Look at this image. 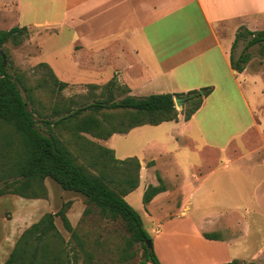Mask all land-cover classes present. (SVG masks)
<instances>
[{
    "label": "crops",
    "instance_id": "1",
    "mask_svg": "<svg viewBox=\"0 0 264 264\" xmlns=\"http://www.w3.org/2000/svg\"><path fill=\"white\" fill-rule=\"evenodd\" d=\"M17 7L19 15L22 12L27 19V27H60L62 33L72 31L68 46L75 40L90 46L107 43V65L100 69L107 71L97 73L100 65L96 64L86 72L103 74L107 81L117 77L134 96L203 88L205 93L211 87L189 120L180 112L178 120L144 124L122 134L134 143L132 148L122 149L125 154L119 159L137 157L141 163L139 185L125 198L129 200L136 191L143 195L150 184L158 185L157 172L163 178L167 189L149 203L141 204L145 216L139 212L162 264H225L243 259L248 249L240 240L246 235L205 236L223 228L224 219L230 218V214L238 213L246 220L237 211L239 205L221 207L215 214L221 223L216 230L198 227L199 223L215 217L209 213L196 218V231L186 235L165 230L163 223L167 219L192 223L193 216L202 208L201 201L196 199L197 187H216L224 176H219L222 169L239 172L247 165H258L257 153L232 151L233 144L240 141L246 144L251 131L261 128L263 123L259 121L258 101L251 105L246 94L249 87L242 72L233 68L231 57L238 29L264 30V0H17ZM56 68L63 71L60 64ZM71 72L84 74L81 64L73 61ZM203 111L202 119L195 122V116ZM150 125L163 128L176 147H168L164 140L150 136L144 138L143 130ZM116 134L107 142L114 140ZM190 148L198 151L207 166L200 182L193 176L200 165L188 160L186 152ZM182 149L186 151L183 155L179 152ZM222 159L227 162L222 164ZM150 161L153 165H149ZM186 172L196 187L191 193L184 190L190 187ZM249 184V180L245 181L246 187ZM260 185L261 181L254 183V187ZM18 196L0 197V202L8 198L12 205H0V264L7 261L22 233L35 223L32 219L41 202L48 204L43 198L19 196L24 200ZM14 204L17 211L13 210ZM52 211L55 213L58 208ZM234 247L240 249L238 256L233 254Z\"/></svg>",
    "mask_w": 264,
    "mask_h": 264
},
{
    "label": "rangeland",
    "instance_id": "2",
    "mask_svg": "<svg viewBox=\"0 0 264 264\" xmlns=\"http://www.w3.org/2000/svg\"><path fill=\"white\" fill-rule=\"evenodd\" d=\"M26 24H28L27 19L22 12L19 15L17 0H0V29H10L15 25L23 26ZM28 28L30 33L26 38L19 44L13 41L7 42L4 45V51L11 64L10 70L25 74L28 84L33 86L34 107L39 111V117L57 119L59 115L81 105L91 103L98 98L108 97L111 90H113L116 99L132 95L131 90L125 88L127 85L122 84L117 77V85L110 89L109 86L107 88L103 87L108 82L107 76L104 77L103 74L98 75L95 72L90 74L86 72L92 70L96 64L100 65L97 73L107 71V68L104 71L100 70L103 68L102 66L107 65V43L100 46H90L89 44H83L84 42L81 40H75L68 46L69 41L72 39V31L65 30L62 33L60 27ZM243 29L242 27L238 31ZM246 44L247 38L241 36L236 45L232 46V55L235 59L239 58ZM247 51L250 53V60L242 72L243 80L246 86L249 87L246 94L252 106H255V102L258 101L259 121L263 125L261 128L255 127L251 131V138L246 144L242 141L233 144L232 151L236 154L257 153L255 160L258 161V165L253 167L247 165L239 172L236 170L228 172L229 168L222 169L219 176H224L221 177L222 180L216 187H197L195 191L197 193L196 199L201 201L202 208L201 210L197 208L192 223L190 221L182 222L181 220L170 222L167 219L163 224L165 230L186 235L196 231L197 226L194 221L203 213L215 215L222 210L221 207L239 205L240 209L237 211L246 216V220L238 213L230 214V218L224 219V227L218 233L223 235L224 238L246 235L242 236L240 243L248 249V252L245 253L243 259H238L237 264H249L250 262L264 264V42L251 46ZM41 61L49 63L56 76L68 82L65 89H57L49 68L39 65ZM72 61L76 65L81 64L84 74L78 75V73L75 74L76 72H71ZM57 64L61 65L63 71L56 68ZM105 74L107 75V73ZM91 83L97 85L91 86ZM200 90L202 92L204 88ZM24 95L26 96L25 91ZM187 107L189 106H185L184 102L182 107L177 108L184 115ZM56 110H59V112L57 113ZM203 113L204 111L198 113L194 121H200ZM97 116L106 119L107 129L113 126L123 127L129 123L127 113L121 110H109L106 115L99 113ZM56 133L72 152L78 164L83 165L93 175L101 176L114 187H119L118 183L128 175L129 171L136 172L133 163L128 166L121 163L116 164L103 151L104 147H113L117 157L122 158L125 154L122 149L133 147L132 138L125 139L122 134H116L114 140L107 142V139L97 137L92 133L79 132L70 126L57 127ZM9 134L12 135L10 139L7 138ZM148 136L164 140L168 147H176V142L166 137L163 128L152 125L145 127L143 137L148 139L150 138ZM8 140L13 144L9 155L15 157L17 151L22 148L20 139L13 134V129L9 124L0 122V151L6 147ZM153 147L156 148L157 144H154ZM179 152L183 155L186 151L182 149ZM186 153L188 154V160L200 165V169L193 175L197 182H200V176L206 172L207 166L202 163L198 151L194 148H190ZM222 162V164H225L227 161L222 159ZM186 175L190 187H184V190L191 193L196 187L192 178H190V174L186 172ZM247 180L250 181L249 187L245 186ZM257 181H261V185L254 187V183ZM43 185L45 189L44 196L41 190L43 188H36L39 195H41L39 198L46 200L49 205L41 202V206L32 219L33 222H36L38 218L52 211V209L58 208L59 210L62 207L61 201L64 203L71 200L67 215L75 229V234L72 235L65 228L61 217L56 216L55 222L63 239L56 235L46 237L49 247H52L53 252L56 251L54 253L58 254L63 261L59 264L143 263L145 258L144 247L141 242L130 243L131 233L121 217L115 219L103 215L99 207L88 203L84 194L74 190H66L52 178L47 177ZM7 199L2 200L0 205L3 207L9 205ZM22 199L25 200L26 198ZM129 200L127 201L145 216L144 210L140 209L141 204L144 205L143 195H140V191H136L133 196L129 197ZM75 206L81 209L75 208ZM227 207L226 209L229 210ZM87 208L88 212L85 213ZM13 210H18L16 204H14ZM10 213H12L11 210ZM220 226L219 218L215 215L212 219H208L206 223H199L198 227L216 230ZM232 250L236 256H238V253L240 254L238 247H234ZM41 259L40 255L39 260ZM51 263L55 264L56 260L54 262L52 260ZM148 264L153 263L148 262Z\"/></svg>",
    "mask_w": 264,
    "mask_h": 264
},
{
    "label": "trees",
    "instance_id": "3",
    "mask_svg": "<svg viewBox=\"0 0 264 264\" xmlns=\"http://www.w3.org/2000/svg\"><path fill=\"white\" fill-rule=\"evenodd\" d=\"M243 28L237 32L233 47L240 37L244 36L247 38L245 49L238 59H235L234 55L231 57L232 66L238 72H243L250 60V53L247 50L255 44L264 42V30L252 31ZM29 33V28L26 25L0 29V48L4 50V45L9 41L19 44ZM39 65L49 68L54 85L58 90H63L68 86V82L56 76L49 63L43 61ZM10 69L11 64L8 58L6 62L0 53V122L7 123L12 127L13 134L20 139L22 146L15 157L9 155L13 145L10 140L7 141L6 147L0 151V197L5 194H16L27 198H39L41 195L36 187L43 188L41 190L44 196L43 182L47 177H51L64 189L84 194L88 203L99 207L103 215L115 219L121 217L131 233L130 243L141 242L144 247L145 258L142 264H148V262L162 264L154 247L148 246L147 242L152 237L144 225L141 214L125 198L139 185L141 168L139 159L137 157L119 159L116 157L114 149L103 148V151L114 163L126 166L133 163L136 169L135 173L129 171L128 175L118 183L119 187H114L101 176L93 175L83 165L78 164L72 152L56 133V129L60 126H70L79 132H88L97 137L108 139L116 133H128L136 126L158 125L165 121L178 120L180 112L174 100L175 96L183 97L185 106H189L184 113L185 120H189L201 107L204 98L211 92V87H207L205 93H202L200 89H193L183 93H154L144 97L127 95L121 99H116L113 90H111L108 97L98 98L91 103L59 115L57 119H52L39 117V111L34 107L33 86L28 84L25 74ZM117 83V79L112 78L103 87L109 86L110 89H113ZM96 85L91 83V86ZM125 88L130 90L128 86ZM109 110L126 112L129 123L123 127L113 126L107 129L106 119H101L97 114L106 115ZM56 112L58 113L59 110ZM11 137V134L7 135L8 139ZM149 164L153 165V161ZM157 176L160 183L158 185L150 184L143 194L145 204L149 203L158 193L167 189L159 173ZM70 204L71 200L64 202L57 212L45 213L37 222L28 227L22 233L4 264H52V260L53 262L56 260L55 264H59L62 261L61 257L55 254L56 251L53 252L52 247H49L46 237L56 235L63 239L55 223L56 216L61 217L65 228L72 235L75 234V229L67 215ZM86 212H88V208L85 209ZM205 236L217 238L221 234L213 232L205 233ZM40 255L41 260H39ZM237 262L238 259H234L225 264H237ZM249 264L263 263L250 262Z\"/></svg>",
    "mask_w": 264,
    "mask_h": 264
},
{
    "label": "water",
    "instance_id": "4",
    "mask_svg": "<svg viewBox=\"0 0 264 264\" xmlns=\"http://www.w3.org/2000/svg\"><path fill=\"white\" fill-rule=\"evenodd\" d=\"M0 53L1 55L3 56L4 60L7 62V56L4 52V50L2 48H0ZM202 93H204V90L202 91ZM174 100H175V103H176V106L177 107H182L183 103H184V98L183 97H178V96H175L174 97ZM148 246L149 247H153V241L152 239L148 240Z\"/></svg>",
    "mask_w": 264,
    "mask_h": 264
}]
</instances>
